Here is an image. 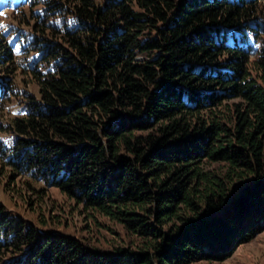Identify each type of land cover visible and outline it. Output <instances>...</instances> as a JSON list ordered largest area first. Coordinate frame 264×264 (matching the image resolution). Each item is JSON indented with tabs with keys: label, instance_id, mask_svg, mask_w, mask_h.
<instances>
[{
	"label": "trees",
	"instance_id": "16d2710c",
	"mask_svg": "<svg viewBox=\"0 0 264 264\" xmlns=\"http://www.w3.org/2000/svg\"><path fill=\"white\" fill-rule=\"evenodd\" d=\"M0 11L7 184L23 178L36 197L52 187L90 229L102 217L123 231L107 248L57 232V216L41 233L0 205V264H190L264 229V0Z\"/></svg>",
	"mask_w": 264,
	"mask_h": 264
},
{
	"label": "rangeland",
	"instance_id": "374dc122",
	"mask_svg": "<svg viewBox=\"0 0 264 264\" xmlns=\"http://www.w3.org/2000/svg\"><path fill=\"white\" fill-rule=\"evenodd\" d=\"M20 85L23 86L22 84ZM15 107L13 106V108ZM21 179L24 180L23 178ZM21 179L16 180L13 186L11 182L7 184L9 178L6 176V172L0 169V205L4 207V213L9 217L17 220L21 219L43 233L48 229L54 230L52 225L48 228L45 227L43 216L54 215L58 217L57 220L63 222V225L56 229L59 233L73 234L80 232L78 235H81V232H83L84 236H89L92 239L96 237L98 245H107V248L113 247V244L119 245V237L123 236V231L119 226H117L118 231H115L117 233L115 235L112 233L114 230L110 228L111 225L115 224L100 217L98 221L102 226H99L98 229L92 226L90 229L91 225L88 220H85V213L77 207L76 203L65 200L59 191L47 186H45L47 194L43 193L41 197H36L33 191H28L26 186L20 183ZM5 187L7 191L3 190ZM107 227H109V230ZM119 229L121 230V235H118ZM93 233L94 235L91 237L89 234ZM190 264H264V229L255 233L248 241L235 245L221 259L199 260Z\"/></svg>",
	"mask_w": 264,
	"mask_h": 264
},
{
	"label": "snow or ice",
	"instance_id": "6c2138e0",
	"mask_svg": "<svg viewBox=\"0 0 264 264\" xmlns=\"http://www.w3.org/2000/svg\"><path fill=\"white\" fill-rule=\"evenodd\" d=\"M3 15H4V12L0 11V16H3ZM0 28H5V26L0 24Z\"/></svg>",
	"mask_w": 264,
	"mask_h": 264
}]
</instances>
